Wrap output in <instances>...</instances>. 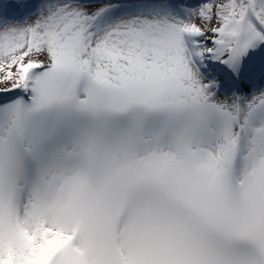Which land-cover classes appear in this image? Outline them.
<instances>
[{"label":"rangeland","instance_id":"obj_1","mask_svg":"<svg viewBox=\"0 0 264 264\" xmlns=\"http://www.w3.org/2000/svg\"><path fill=\"white\" fill-rule=\"evenodd\" d=\"M29 1L0 0V97L35 91L0 119V264H264V70L243 74L256 68L245 63L255 55L250 43L264 42L254 16L264 1L246 20L252 0H183L185 16L153 11L128 21L103 20L117 5L110 0L48 3L19 24L4 17L7 5ZM184 29L204 70L183 47ZM224 61L244 75L243 98L230 97L237 105L210 87ZM47 64L57 72H35ZM84 77L95 86L83 87ZM236 107L241 191L227 168ZM135 108L169 122L98 139L74 123L77 112L102 118ZM42 109L54 118L29 125ZM21 145L38 176L23 168ZM234 241L258 257L216 250Z\"/></svg>","mask_w":264,"mask_h":264},{"label":"bare ground","instance_id":"obj_2","mask_svg":"<svg viewBox=\"0 0 264 264\" xmlns=\"http://www.w3.org/2000/svg\"><path fill=\"white\" fill-rule=\"evenodd\" d=\"M219 11L221 12V10H219ZM34 15H35V14H34ZM34 15H32V16H34ZM139 15H140V14L131 15V16H130V15H128V16H123V17L118 18V19H113L112 22H113V21H116V20H125V21L127 20V21H128V20H131L132 18L138 17ZM25 20H26V19H25ZM25 20H24V21H25ZM10 22H12V21H9V23H10ZM12 23H18V22H16V21L14 20ZM18 24H19V23H18ZM142 26H144L143 28H146L145 25H141L140 27L142 28ZM143 28H142V29H143ZM9 31H11V29H10ZM250 70H252V69H250ZM222 96H223V99H229L231 102H236V103H235L236 105L238 104V101H236L235 99H230L231 96H226V95H222ZM239 176H240V172H239ZM225 258H226V257H225ZM216 259H217V260H220L221 262L224 261V258H223L222 256H220L219 258L216 257ZM240 261H242V260H240Z\"/></svg>","mask_w":264,"mask_h":264},{"label":"trees","instance_id":"obj_3","mask_svg":"<svg viewBox=\"0 0 264 264\" xmlns=\"http://www.w3.org/2000/svg\"><path fill=\"white\" fill-rule=\"evenodd\" d=\"M262 0H256V3L258 4V6H260ZM263 20H264V14H262ZM261 20V17L259 18Z\"/></svg>","mask_w":264,"mask_h":264}]
</instances>
